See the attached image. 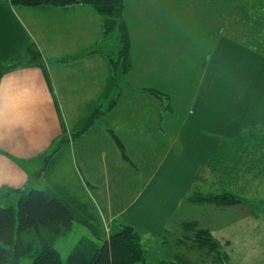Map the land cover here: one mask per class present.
<instances>
[{"label": "crops", "instance_id": "obj_1", "mask_svg": "<svg viewBox=\"0 0 264 264\" xmlns=\"http://www.w3.org/2000/svg\"><path fill=\"white\" fill-rule=\"evenodd\" d=\"M124 3V16L130 31L127 0ZM103 33V18L87 4L39 7L18 0H0V67L7 66L14 58L24 56L27 49L33 46L48 61L45 62V68L25 65L0 76V109L6 118L25 125L24 128L17 129V135L0 141L1 206L15 203L21 191L52 189L59 192V185L74 186L78 187L75 198L83 203L86 201L96 213L104 212L101 213V219L105 223L111 224L113 217L119 212H123L130 223L132 213L146 204L143 203L146 196L151 197L162 185L159 179L160 169L165 162L175 161V157L179 161L172 144L176 145L183 137L188 139L187 127L191 129L188 120L193 110L195 111L202 79L195 91L184 94L188 99L182 100L180 107L168 105L169 116L165 117L161 112L162 99L146 92L145 87L160 89L161 92L162 87L165 89L171 86L170 75L175 79L178 71H166L168 75L171 72L167 79L152 82L142 77L143 70L145 73L147 68L138 69V65L133 67L131 74L122 75L127 83L125 89L116 95V100L110 102L107 108H103V104L112 96L111 93H114L109 89L113 82V76H109L111 67L109 69L98 55L87 60H65L86 47L98 45ZM229 49L232 55L224 53L227 50L223 46L211 49H201L198 46L193 57L186 55L190 61L199 59L200 62L195 67H202L203 74L209 69L211 62H215L217 54L216 66L223 64V68H234L233 73L239 72L234 76L242 75V79H247L253 93L248 95L249 101L254 100V109L248 110L250 122L247 119L234 121V127H237L235 133H225L220 138L213 139V147L203 166L226 138L250 129L264 132V108L255 110L256 102L264 105V55L254 47L242 46L236 41ZM250 52L257 58L258 63L255 65H251L249 60ZM227 56L229 61L226 60ZM248 65L251 66L249 73ZM104 93L107 95L105 99L102 98ZM93 105H96L94 110L101 109L100 117L93 121L85 134L75 138V134L85 127L83 122L93 114ZM112 117L121 118V125L115 123ZM99 118L101 120L98 121ZM146 125L149 136L152 131H158V135L153 133L155 136L150 138L155 141L150 142L149 139L144 144L140 137ZM163 126H171V129L165 130ZM197 129L202 133L205 131L199 125ZM125 138L133 142L131 145L138 148L137 154L144 157L139 160L140 163L130 156ZM182 168L183 165H178L179 173ZM201 170L193 176L191 184L177 196L173 205L160 202V217L164 220L156 223L160 227L155 232L156 235L161 234L170 222L173 210L187 202L185 196ZM176 174L177 171L169 172L170 177ZM163 177L161 181H169V178ZM99 193L104 196L107 207L103 204L99 209ZM114 195L119 196V204L110 203ZM150 201V198L146 199V202ZM185 205L189 207L190 203ZM144 210L150 215L149 207ZM93 215L97 219L100 217L98 214Z\"/></svg>", "mask_w": 264, "mask_h": 264}, {"label": "rangeland", "instance_id": "obj_2", "mask_svg": "<svg viewBox=\"0 0 264 264\" xmlns=\"http://www.w3.org/2000/svg\"><path fill=\"white\" fill-rule=\"evenodd\" d=\"M127 8L129 34L131 32L132 35V37L130 35L131 65L127 72H122L124 69L119 63V67L113 73L110 69L112 64L105 56V54L113 55L116 50L117 34L106 40L103 33L98 45L86 47L76 55V58L87 60L98 55L111 70L109 76H113L114 80L109 89L114 93H111L112 96L106 100L103 108H107L110 102L116 100V95L125 89L127 83L122 75L131 74L138 65V69L147 68L145 73L143 70L142 77L152 82L161 81V78L167 79L171 72L178 71L175 79L172 74L170 75L171 86L165 89L162 87L160 92L161 104L163 102L161 112L165 117L169 116L168 105L180 107V102L188 99L184 94L195 91L202 79L200 82L202 89L196 97L195 111L193 110L188 120L191 125V129L187 127L188 139L181 137L176 145L172 144L179 161L175 157V161L165 162L160 169L159 178L162 180L164 176L163 178H169V181L160 180L162 185L151 197L146 196L143 202L146 204L139 208V211L132 213V217L129 218L130 223L123 212L116 214L111 224L105 223L101 216L104 212L92 211L91 205L85 201L87 211L82 212L81 219L78 217L74 221L71 232L61 237L59 241L55 240L57 242L55 247L66 262L71 250L83 238L95 237L92 227L96 228L100 242H103L109 240L122 226L130 225L141 236V244L146 249L147 258L144 264H264V132L260 129L245 131L238 138L229 140L226 138L222 143L221 151L214 158V162H217L230 153L231 156L225 158L224 162L218 161L215 164L217 168L220 166L215 170L226 172L225 184L229 181L242 188L245 184L246 193L242 195L244 200L226 209L193 202H189L190 205L187 207L185 203L188 201L181 203L171 213L172 218L163 228V234H155L160 229L156 223L164 220L160 217L162 206L160 202L164 201L168 206L173 205L177 196L191 184L193 176L204 168L207 154L213 147V139L220 138L225 133H235L237 127H234V121L247 119L250 122L248 110L254 109V100L249 101L248 96L253 94L250 82L242 79V75L235 77L234 75H238L239 72L233 73L232 67L223 68V64L216 66L217 54L215 62H211L209 69L203 74L202 67H195L200 62L199 59L190 61L186 55L193 57L198 46L201 49L223 46L227 50L224 53L230 55L229 46H234L235 41L240 42L242 46L254 47L264 55V0H127ZM234 48L239 55L237 48ZM250 57L251 65L258 63L251 52ZM117 58L115 56L114 59ZM226 60L229 61L228 56ZM250 67L248 65V73ZM169 70L171 72L168 75L166 71ZM151 88L153 87H145V89ZM92 108L95 109L96 105ZM263 108L262 103L256 102L255 110ZM105 119H107L106 115ZM112 119L120 124L121 118L112 117ZM252 120L254 121V118ZM197 125L204 127L205 131L202 133L197 129ZM147 126L140 137L144 144L148 143L149 139L150 142L155 141L150 138L155 136L152 135L153 133L158 135V131H152L149 136ZM163 129L170 130L171 126L168 128L163 126ZM124 142L135 161L144 159L137 154L138 148L132 147L133 142L126 138ZM136 143L134 144L138 146ZM178 165H183L181 173L178 172ZM210 168L212 166L207 169L208 175L195 181L196 185L199 184L201 192L205 194L212 193L217 186L214 183L217 179L211 174ZM170 170L177 171V174L170 177ZM216 176L218 179L222 178L218 174ZM233 178L236 180L233 181ZM186 182L188 184L185 186ZM59 187L60 191L68 193L72 198L75 197L78 189L74 186L59 185ZM236 194L241 195L240 190ZM148 198L151 199L150 202H146ZM97 199L100 209L105 204L104 196L99 193ZM118 199L119 196H115L110 203L119 204ZM148 207L150 215L144 210ZM92 214H98L99 219ZM187 221H190L189 225L183 226L182 224ZM209 235L216 240L214 242L218 243L217 245Z\"/></svg>", "mask_w": 264, "mask_h": 264}, {"label": "trees", "instance_id": "obj_3", "mask_svg": "<svg viewBox=\"0 0 264 264\" xmlns=\"http://www.w3.org/2000/svg\"><path fill=\"white\" fill-rule=\"evenodd\" d=\"M18 1L27 5L39 7L49 5L64 6L74 3H83L92 6L103 18L104 39H110L113 35L117 34L115 37L117 41V45L115 46L116 50L113 55L105 54L109 63L112 64L111 69L113 73L114 70L116 72L119 63L124 69L122 72L125 73L130 69L131 39L124 18V0ZM103 53H105V51H103ZM76 55L79 54L69 56L65 58V60H69V62L80 60L76 58ZM115 56L118 57L116 60L114 59ZM45 62L48 61L43 59L41 52L36 46L29 47L24 56L14 58L7 66L0 67V76L8 71L25 65H38L45 68ZM145 91L159 98L162 96L160 91L154 88L146 89ZM106 97L107 95L104 93L102 98L105 99ZM92 112L93 114L90 118L83 122L85 127H83L82 131L75 134V138H79L85 134L93 125V121L101 115L100 113L102 111L98 108L96 110L93 109ZM241 134L231 136L227 140L231 138L234 139V137L238 138ZM221 146L222 144L215 150L209 162L204 166L198 177L192 183L185 196V201L198 203L199 205H215L217 208L226 209L236 206V203L244 200L242 195L246 193L244 190L245 184L243 183V188L240 187V185H233L229 181L225 184L224 182L227 178L225 177L226 172L224 170L223 172L215 170V168H220V166H218V168L215 167L218 161L222 163L225 158L231 156L230 153H228L224 155L222 159L214 162L217 153L221 151ZM211 166V174H214L215 179H217V181L214 180L217 186L214 187L212 193L205 194L201 192L199 184L196 185L195 181L203 179L205 175H208L209 172H207V169ZM216 174L222 176V178L218 179ZM234 180L236 179L233 178V181ZM239 190L241 195L236 194ZM86 211V204L75 197L72 198L68 193L56 192L52 189H34L29 192L21 191V195L15 203L8 206L0 205V264L145 263L147 252L143 244H141V236H139L133 226L130 225L122 226L109 240L103 242H100V236L96 228L92 227L95 237L91 239L83 238L75 248L71 250L67 261H63L60 251L55 247L57 243L55 240L58 239L59 241L61 237L71 232L74 221H76L78 217L81 219L82 212ZM189 223L190 221H187V223L182 225H189ZM188 229L190 230V228ZM209 238L213 240V242H216L210 235Z\"/></svg>", "mask_w": 264, "mask_h": 264}, {"label": "clouds", "instance_id": "obj_4", "mask_svg": "<svg viewBox=\"0 0 264 264\" xmlns=\"http://www.w3.org/2000/svg\"><path fill=\"white\" fill-rule=\"evenodd\" d=\"M24 127L25 125L22 122L14 121L11 118H6L3 110L0 109V141L17 135V129Z\"/></svg>", "mask_w": 264, "mask_h": 264}]
</instances>
